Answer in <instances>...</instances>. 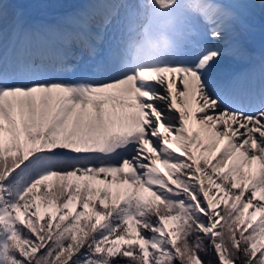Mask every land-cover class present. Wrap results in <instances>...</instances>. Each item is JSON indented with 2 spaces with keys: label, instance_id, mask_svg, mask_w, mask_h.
<instances>
[{
  "label": "snow or ice",
  "instance_id": "1",
  "mask_svg": "<svg viewBox=\"0 0 264 264\" xmlns=\"http://www.w3.org/2000/svg\"><path fill=\"white\" fill-rule=\"evenodd\" d=\"M257 15L0 0V264H264Z\"/></svg>",
  "mask_w": 264,
  "mask_h": 264
},
{
  "label": "bare ground",
  "instance_id": "2",
  "mask_svg": "<svg viewBox=\"0 0 264 264\" xmlns=\"http://www.w3.org/2000/svg\"><path fill=\"white\" fill-rule=\"evenodd\" d=\"M58 9H52L50 11H57ZM27 11H33L32 9H27ZM253 23V28H250L249 32L250 34H254L256 32H261V35H264V18H261L259 15L256 16V18L252 21ZM242 39V43L244 45V47L249 51V53H251L254 56H259L260 54H257L254 52V50H257L258 48H256V46H254L253 48L250 45V42L248 40L245 39V34L241 37ZM252 42V40H251ZM255 43V42H254ZM264 48V43H262L259 47ZM234 62L231 59H228L224 65L222 66L225 69H231L233 67Z\"/></svg>",
  "mask_w": 264,
  "mask_h": 264
},
{
  "label": "rangeland",
  "instance_id": "3",
  "mask_svg": "<svg viewBox=\"0 0 264 264\" xmlns=\"http://www.w3.org/2000/svg\"><path fill=\"white\" fill-rule=\"evenodd\" d=\"M11 11H14V9L11 10ZM252 25H253V23L251 22V24H250V28H253ZM245 39L248 40V41L250 42V45H251L252 48H253L254 46H256V48H259L260 45H261L262 43H264V35H261V32H256V33H254V34H250V32L247 31V32L245 33ZM251 40H252V42H251ZM254 42H255V43H254ZM259 49H260V48H259ZM256 53H257V54H260V51H257Z\"/></svg>",
  "mask_w": 264,
  "mask_h": 264
}]
</instances>
